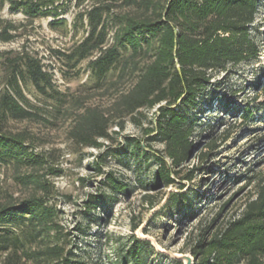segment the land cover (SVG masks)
<instances>
[{"label": "trees", "instance_id": "1", "mask_svg": "<svg viewBox=\"0 0 264 264\" xmlns=\"http://www.w3.org/2000/svg\"><path fill=\"white\" fill-rule=\"evenodd\" d=\"M72 1L0 0V7L8 5L31 21L49 18L50 28L64 34L76 36L82 29L80 41L70 51H51L67 66L64 77L88 60L90 76L97 79V84L107 82L112 75L110 86L116 91L109 108L87 104L86 95L75 97L62 91L41 60L26 48L0 52L6 82L0 91V171L14 168L15 180L30 188L28 196L22 198L0 190V264H89L74 259L60 242V210L50 201L56 189L45 179V173H39L47 157L34 151L29 132L7 130L6 123L50 122L47 114L50 118H71L68 135L72 141L81 148L101 149L105 141L114 140L117 132L112 131L113 126L124 129L126 117L136 120L143 110L160 105L157 134L164 143V152L160 154L142 140L126 137L115 155L123 161L133 159L138 167L155 159L157 170L142 172L140 186L150 190L154 180L169 187L176 182L173 175L181 173L191 155L195 119L204 113L199 102L207 101L210 110L217 99L223 107L236 110L217 93L223 82L214 81L216 74L259 61L263 50L251 31L260 0H91V6L79 9L69 19ZM86 1L76 0L75 6L79 8ZM118 7L127 10L116 12ZM18 29V25L0 18L2 42L14 40L13 32ZM141 57L150 61L142 65ZM126 77L132 84L121 91L118 86ZM246 113H250L249 108ZM208 146L214 149L217 144L211 142ZM108 153L104 151L98 158ZM193 171L185 177L192 179ZM104 183L107 189L87 200L88 211L106 209L108 192L118 195L131 190L130 183L114 172L106 175ZM258 186V195L248 204L244 217L232 223L236 233L229 228L222 235L215 233L209 241L201 238L191 251L198 260L195 264H236L241 257L245 264H264V184ZM181 195L171 193L168 202L178 205ZM155 198L150 193L145 196L153 207L158 203ZM152 246L147 239L130 236L120 252L121 263L147 264L146 252L154 249Z\"/></svg>", "mask_w": 264, "mask_h": 264}, {"label": "rangeland", "instance_id": "2", "mask_svg": "<svg viewBox=\"0 0 264 264\" xmlns=\"http://www.w3.org/2000/svg\"><path fill=\"white\" fill-rule=\"evenodd\" d=\"M75 3L76 0L70 2L69 19L79 9L92 4L87 0L77 8ZM260 3V11L251 29L263 49L259 52V61L237 65L214 77V81L223 82L217 93L224 95V100L233 104L236 110L223 107L217 99L210 110L207 101L199 102L204 113L197 114L195 119L191 155L181 167V173L173 175L176 182L169 187L154 180H151L155 184L150 190L140 186L142 172L157 170L155 159L146 160L138 167L133 159L123 161L115 155L126 137L142 140L145 146L149 145L160 154L164 152V143L157 134L160 105L143 110L136 120L126 117L124 129L113 126L112 131L117 132L113 134L114 140L105 141L101 149L81 148L72 141L68 135L71 118H50L47 114L50 122L11 120L6 123L7 130L29 132L34 151L47 157L48 162L39 173H45V179L55 186L50 201L60 210L57 219L62 226L60 242L73 253L74 259L89 264H122V247L130 236L139 232L142 236H149L152 245L154 243V249L146 252L147 264H184L168 253H191L201 238L209 241L215 233L222 235L229 228L235 232L236 226L232 223L244 217L248 204L258 195V183L264 184V0ZM126 10L125 7L115 8L116 12ZM0 18L19 26L9 45L0 39V52H21L28 48L33 56L38 53L51 56L50 51L57 47L70 51L83 34L82 29L76 36L71 32L64 34L50 28L49 18L31 21L24 13L11 11L8 5L0 7ZM149 59L141 57L142 65ZM3 60L0 56V91L6 83ZM87 61L80 63V70L70 71V75L64 77L65 84L60 89L75 97L86 95L87 104L109 108L116 96L114 87L110 86L114 76L109 75L107 82L97 84V79L90 76ZM53 62L63 72L67 71L60 59ZM131 84V78H127L118 87L124 91ZM31 89L36 93L33 86ZM27 95L42 106L33 95ZM248 108L250 113L245 116L243 113ZM211 142L217 147H209ZM104 151L109 153L98 158ZM202 152L210 155L202 156ZM190 170H194L192 179L185 177ZM109 172L128 181L131 190L118 195L108 192L109 198L104 204L107 210L99 207L88 211L85 207L87 200L107 189L104 182ZM0 190L22 198L28 196L30 188L15 180L14 168H5L0 171ZM148 193L156 195V206L145 200ZM171 193L184 194L178 205L168 202ZM239 260L236 264H245L244 258Z\"/></svg>", "mask_w": 264, "mask_h": 264}, {"label": "built area", "instance_id": "3", "mask_svg": "<svg viewBox=\"0 0 264 264\" xmlns=\"http://www.w3.org/2000/svg\"><path fill=\"white\" fill-rule=\"evenodd\" d=\"M9 42H4L6 45H9ZM28 48H26L27 50ZM57 49H61L60 47H57ZM28 51V50H27ZM51 52V51H50ZM31 53V52H29ZM32 54V53H31ZM37 58H39L42 62V64H44L45 66V70H48L51 75L52 78L54 80V82L57 84V86L60 88L62 86H64L65 84V80H64V76H63V71L61 70V68L59 66H56L55 63L53 61L58 62V57L54 54V52H51V56L47 55L46 53H38L37 56H35Z\"/></svg>", "mask_w": 264, "mask_h": 264}, {"label": "water", "instance_id": "4", "mask_svg": "<svg viewBox=\"0 0 264 264\" xmlns=\"http://www.w3.org/2000/svg\"><path fill=\"white\" fill-rule=\"evenodd\" d=\"M137 234H138L137 236L140 239H143L144 238V239H147V240H150L151 241V238L149 236H142L139 232ZM152 241L154 242V240H152ZM153 245H154V243H153ZM158 249H160V248L158 247ZM168 254L171 257H173L174 259L178 260V261H184V264H195L194 257L192 256L191 253L184 254V253H174V252L171 251Z\"/></svg>", "mask_w": 264, "mask_h": 264}]
</instances>
